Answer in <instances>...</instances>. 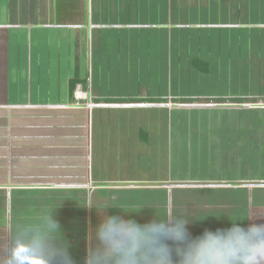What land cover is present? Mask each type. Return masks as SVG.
<instances>
[{"label":"crops","instance_id":"crops-1","mask_svg":"<svg viewBox=\"0 0 264 264\" xmlns=\"http://www.w3.org/2000/svg\"><path fill=\"white\" fill-rule=\"evenodd\" d=\"M45 209L76 264L104 214L264 225V0H0V258Z\"/></svg>","mask_w":264,"mask_h":264},{"label":"clouds","instance_id":"clouds-1","mask_svg":"<svg viewBox=\"0 0 264 264\" xmlns=\"http://www.w3.org/2000/svg\"><path fill=\"white\" fill-rule=\"evenodd\" d=\"M112 208L125 214L142 210L126 211L115 205L95 209L103 214ZM54 211L45 209L35 222L15 224L0 264H76L70 253L71 242L54 218ZM182 213L154 212V219L148 223H140L131 215L125 219L120 214H104L88 235L90 246L84 264H264V225L251 224L245 229L237 223L252 216L231 220V228L205 229L193 237L187 227L191 218Z\"/></svg>","mask_w":264,"mask_h":264},{"label":"rangeland","instance_id":"rangeland-1","mask_svg":"<svg viewBox=\"0 0 264 264\" xmlns=\"http://www.w3.org/2000/svg\"><path fill=\"white\" fill-rule=\"evenodd\" d=\"M239 66V65H238ZM253 71L251 69H245V68H241V67H237V68H227V81L229 84H227V95H231V94H236L240 93V89L241 86H235L233 85V80H235L234 78H241V77H251L253 76ZM232 78V83H231V79ZM231 83V84H230ZM246 91H252L255 92V87L254 86H248V88L246 89Z\"/></svg>","mask_w":264,"mask_h":264},{"label":"built area","instance_id":"built-area-1","mask_svg":"<svg viewBox=\"0 0 264 264\" xmlns=\"http://www.w3.org/2000/svg\"><path fill=\"white\" fill-rule=\"evenodd\" d=\"M78 95V97H81L80 95H79V93H77ZM83 98H85V94H84V96H82ZM92 106V102L91 103H89V105H88V107H91Z\"/></svg>","mask_w":264,"mask_h":264}]
</instances>
